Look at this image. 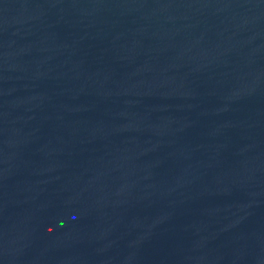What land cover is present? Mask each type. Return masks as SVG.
Listing matches in <instances>:
<instances>
[{
    "label": "water",
    "instance_id": "1",
    "mask_svg": "<svg viewBox=\"0 0 264 264\" xmlns=\"http://www.w3.org/2000/svg\"><path fill=\"white\" fill-rule=\"evenodd\" d=\"M0 264H264V0H0Z\"/></svg>",
    "mask_w": 264,
    "mask_h": 264
}]
</instances>
